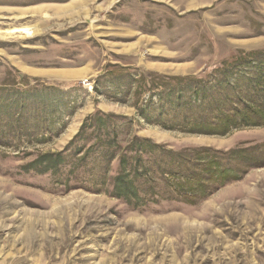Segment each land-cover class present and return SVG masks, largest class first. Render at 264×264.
Wrapping results in <instances>:
<instances>
[{"label":"rangeland","instance_id":"374dc122","mask_svg":"<svg viewBox=\"0 0 264 264\" xmlns=\"http://www.w3.org/2000/svg\"><path fill=\"white\" fill-rule=\"evenodd\" d=\"M262 74L264 0H0V264H264Z\"/></svg>","mask_w":264,"mask_h":264},{"label":"trees","instance_id":"16d2710c","mask_svg":"<svg viewBox=\"0 0 264 264\" xmlns=\"http://www.w3.org/2000/svg\"><path fill=\"white\" fill-rule=\"evenodd\" d=\"M261 78H264V75H260L258 76L254 81L255 82V86L256 88H254L255 92H261L263 93L264 91V86H263V82H260V80H262ZM264 80V79H263ZM251 103V104H250ZM244 105V109L242 111H240L241 114H243V118L241 119L240 123L244 124V125H264V102H258L256 104H252V101ZM197 126L196 128L198 130H203V126H204V121H199L196 123ZM222 127L219 128V132L224 134L227 131H229L231 129V127H236V125L238 124L236 121H233L232 117H228L227 120H224L221 122ZM193 128V127H192ZM195 129V127H194ZM191 129V130H194ZM211 131L215 130V129H210ZM138 143H143V141H138V140H134ZM47 157L51 158V157H56L58 160H60V156L57 155H44L42 158H40V160L37 161V163L39 164L40 168H43L42 171L45 172L48 170L49 166H47L45 163L46 160H44L43 158L47 159ZM45 164V165H44ZM32 165H35V163H32ZM44 165V166H43ZM213 176V175H212ZM128 176L127 175H118L116 177V182L117 183H123V182H127L126 178ZM125 184L127 185L128 183H124L123 187H126ZM117 188H118V184H116ZM116 188V187H115ZM127 188V187H126ZM125 188V189H126ZM123 195V194H122Z\"/></svg>","mask_w":264,"mask_h":264},{"label":"bare ground","instance_id":"6f19581e","mask_svg":"<svg viewBox=\"0 0 264 264\" xmlns=\"http://www.w3.org/2000/svg\"><path fill=\"white\" fill-rule=\"evenodd\" d=\"M19 31H21L20 28H12V29H9V30L2 31V33L9 34V33H16V32H19Z\"/></svg>","mask_w":264,"mask_h":264}]
</instances>
